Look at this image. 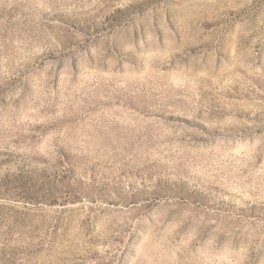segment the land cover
I'll use <instances>...</instances> for the list:
<instances>
[{
  "label": "rangeland",
  "instance_id": "374dc122",
  "mask_svg": "<svg viewBox=\"0 0 264 264\" xmlns=\"http://www.w3.org/2000/svg\"><path fill=\"white\" fill-rule=\"evenodd\" d=\"M0 264H264V0H0Z\"/></svg>",
  "mask_w": 264,
  "mask_h": 264
}]
</instances>
